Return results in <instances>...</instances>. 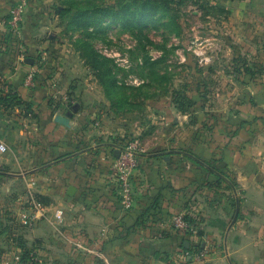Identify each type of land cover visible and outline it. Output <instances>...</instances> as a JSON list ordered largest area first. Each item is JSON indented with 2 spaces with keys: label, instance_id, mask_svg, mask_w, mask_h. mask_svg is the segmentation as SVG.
Returning <instances> with one entry per match:
<instances>
[{
  "label": "crops",
  "instance_id": "obj_1",
  "mask_svg": "<svg viewBox=\"0 0 264 264\" xmlns=\"http://www.w3.org/2000/svg\"><path fill=\"white\" fill-rule=\"evenodd\" d=\"M196 1L199 17L220 22L201 53L213 46L231 61L215 60L212 77L198 80L190 114L171 109V120L128 132L118 119L92 117L86 71L65 47L38 43L36 0H0V80L20 103L6 106L0 94V141L11 153L0 168L20 175L0 177L25 189H0V264L33 244L51 264H264V0ZM15 9L33 24L16 41L8 26ZM131 133L142 153L134 205L124 211L114 153ZM178 213L200 230L204 261L186 259L195 240L170 231ZM29 218L32 226L21 224Z\"/></svg>",
  "mask_w": 264,
  "mask_h": 264
},
{
  "label": "rangeland",
  "instance_id": "obj_2",
  "mask_svg": "<svg viewBox=\"0 0 264 264\" xmlns=\"http://www.w3.org/2000/svg\"><path fill=\"white\" fill-rule=\"evenodd\" d=\"M147 1L154 5H143V0H36L41 17L35 23L38 43L65 47L64 54L86 71L80 74L86 79L81 87L82 93L92 95V117L118 119L128 132L150 131L161 120H171V109L177 115L190 114L196 106L191 97L198 93V80L212 77L210 65L215 60L232 59L213 46L201 53L204 34L212 36L213 26L220 22L199 17L196 0ZM100 9H120L122 14L118 18L94 14ZM26 23L33 25L22 26ZM128 135L126 144L137 139L141 143V137ZM10 154L8 150L0 161ZM0 171L19 174L2 167ZM6 187L16 196L25 191L21 181L0 177V189Z\"/></svg>",
  "mask_w": 264,
  "mask_h": 264
},
{
  "label": "built area",
  "instance_id": "obj_3",
  "mask_svg": "<svg viewBox=\"0 0 264 264\" xmlns=\"http://www.w3.org/2000/svg\"><path fill=\"white\" fill-rule=\"evenodd\" d=\"M22 12L21 10L15 9L11 18L8 21L9 30L11 33L18 38L22 30ZM34 73H30L27 76L25 85H31V82L34 78ZM12 92L11 88L3 80H0V94L8 95ZM8 148L5 143L0 141V157H2ZM119 155L115 160L114 169H115V181L118 187V197L121 207L124 211H130L134 205V179L138 171V155L142 153V147L140 141L134 140L125 145L124 148L118 150ZM29 204L35 206L36 202L33 199L29 200ZM60 219V216H58ZM35 222V218L25 219L21 222L24 226H32ZM170 231L174 234L184 235L188 234L187 238L195 240V243L191 246V252H184L186 259L191 262H202L210 254V250L206 246L198 247V231L191 224H189L184 219V214L178 213L171 217L170 219ZM23 251L17 247L12 255L9 263L6 264H51L44 256L41 251V248L33 244L24 249Z\"/></svg>",
  "mask_w": 264,
  "mask_h": 264
},
{
  "label": "trees",
  "instance_id": "obj_4",
  "mask_svg": "<svg viewBox=\"0 0 264 264\" xmlns=\"http://www.w3.org/2000/svg\"><path fill=\"white\" fill-rule=\"evenodd\" d=\"M156 2V1H155ZM159 2V1H158ZM168 2H170V0H165V1H163L162 3L163 4H167ZM157 3V2H156ZM156 3H155V5H156ZM160 4H161V1L159 2ZM160 4H158V5H160ZM143 5H154V2H151V1H147V0H143ZM96 13H99V14H101L102 16H108V15H110V16H113V17H115V18H118L119 17V15H121L122 14V10H120V9H118V10H116V11H108L107 9H100V10H98V11H95V13L94 14H96ZM14 93L13 92H11L10 94H8V95H1V98H2V103L3 104H5L6 106H8L9 104L10 105H19L20 103H18V102H16V98H14ZM159 152L158 151H154L153 152V154H158ZM207 166H208V168L210 167V168H212L213 169V167L211 166V165H209V164H207ZM204 166H202V168H203ZM213 171V170H212ZM2 175H4V172H2V171H0V176H2ZM147 214V213H146ZM184 219L189 223V224H191L194 228H196L197 229V231H198V237H200L201 236V232H200V230L197 228V226L190 220V219H188L186 216H184ZM188 234H185V236H187ZM200 242L198 243V247H197V249H200ZM22 251H23V254H25V251H24V249H26V246H20L19 247ZM191 248H193L191 245L188 247V248H186V250H185V252H191ZM191 262V261H190ZM100 263V262H99Z\"/></svg>",
  "mask_w": 264,
  "mask_h": 264
},
{
  "label": "water",
  "instance_id": "obj_5",
  "mask_svg": "<svg viewBox=\"0 0 264 264\" xmlns=\"http://www.w3.org/2000/svg\"><path fill=\"white\" fill-rule=\"evenodd\" d=\"M25 62L28 63L29 65H32V63H33V61L30 60V59H26ZM77 109H78V105H74V106L71 108V111L74 113V112L77 111ZM114 155H115V157H118V155H119V151H115ZM7 175H9V176H18V177L20 176V175H12V174H7ZM74 191H75V188H74V187H70V188L68 189V195H69V196H73ZM234 220H235V218H234Z\"/></svg>",
  "mask_w": 264,
  "mask_h": 264
}]
</instances>
